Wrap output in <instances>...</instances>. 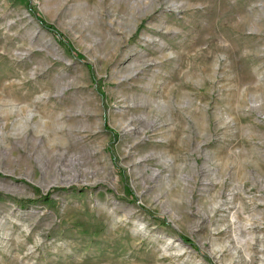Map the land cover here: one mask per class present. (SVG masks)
<instances>
[{
    "label": "rangeland",
    "instance_id": "1",
    "mask_svg": "<svg viewBox=\"0 0 264 264\" xmlns=\"http://www.w3.org/2000/svg\"><path fill=\"white\" fill-rule=\"evenodd\" d=\"M260 198L264 0H0V264H264Z\"/></svg>",
    "mask_w": 264,
    "mask_h": 264
},
{
    "label": "trees",
    "instance_id": "2",
    "mask_svg": "<svg viewBox=\"0 0 264 264\" xmlns=\"http://www.w3.org/2000/svg\"><path fill=\"white\" fill-rule=\"evenodd\" d=\"M32 11L35 14V16L37 17V19L41 22L43 27L46 28L48 31H50L61 43L62 42L63 43L68 42L69 43L68 39L66 38V36L64 35L63 32L58 30L54 25L47 23L39 12H37L35 10H32Z\"/></svg>",
    "mask_w": 264,
    "mask_h": 264
},
{
    "label": "bare ground",
    "instance_id": "3",
    "mask_svg": "<svg viewBox=\"0 0 264 264\" xmlns=\"http://www.w3.org/2000/svg\"><path fill=\"white\" fill-rule=\"evenodd\" d=\"M258 200H261V201H263L264 199L263 198H260V199H258ZM240 204H241V201H240ZM242 206V208H244V206L243 205H241ZM256 208H258V211L259 212H261V214L264 212V209H260L258 206H256ZM258 215H259V213H258ZM230 219L231 220H239V217H238V215H237V213H234V212H232V213H230ZM250 228H248L247 227V230H249V229H252L253 227H252V225L250 224ZM254 236V235H253ZM252 237V236H251ZM251 237L249 238V239H251ZM253 240H254V238H253ZM246 242L248 243V241L246 240ZM260 250L262 251V249L260 248ZM264 252V251H263ZM263 256H264V254H263ZM263 261V260H262Z\"/></svg>",
    "mask_w": 264,
    "mask_h": 264
}]
</instances>
